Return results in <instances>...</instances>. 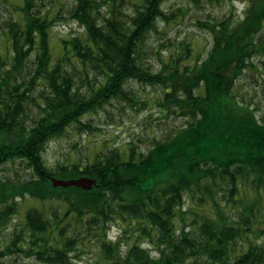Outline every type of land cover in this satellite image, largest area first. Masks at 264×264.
Here are the masks:
<instances>
[{
	"label": "trees",
	"instance_id": "obj_1",
	"mask_svg": "<svg viewBox=\"0 0 264 264\" xmlns=\"http://www.w3.org/2000/svg\"><path fill=\"white\" fill-rule=\"evenodd\" d=\"M2 1L0 228L17 197L41 205L0 240L1 261L73 264L76 244L94 240L96 264H264V109L233 91L264 63V0H239L240 17L196 19L212 42L193 62L188 42H149L187 10L168 12L167 0ZM68 19L82 30L54 40L55 23ZM146 48L166 53L156 69ZM130 80L163 88L159 107L182 119L171 135L145 152L129 142L85 164L48 166L49 141L71 125L89 133L86 114L113 101L135 102ZM16 160L30 174L14 182L2 174ZM80 176L96 183H51ZM111 224L119 231L109 239Z\"/></svg>",
	"mask_w": 264,
	"mask_h": 264
},
{
	"label": "rangeland",
	"instance_id": "obj_2",
	"mask_svg": "<svg viewBox=\"0 0 264 264\" xmlns=\"http://www.w3.org/2000/svg\"><path fill=\"white\" fill-rule=\"evenodd\" d=\"M69 2V1H68ZM187 7L186 12L179 19H175L168 25L162 22L159 25L158 35L150 39L154 45L155 39H169L170 43L178 45L185 41L190 47V62L195 61L196 57L204 58L211 47V35L195 23L196 19L218 18L228 15L235 11L237 16H241L243 3L239 0H224L219 3H194L187 0H167L164 7L169 10L176 9L178 6ZM5 2L0 0V11H6ZM82 28L71 20H61L55 23L52 35L54 40L66 36L70 32H79ZM155 46V45H154ZM172 46V45H171ZM152 46H148L151 48ZM146 48L144 54L145 61L154 64V68L159 63V58H165V51L155 53ZM257 61V60H256ZM258 71L249 69L238 79L234 93L239 98H245L261 105L264 109V63H258ZM128 89L133 91L132 96L135 102L113 101L104 110L96 113L86 114L84 120L90 121L94 127L89 133L75 129L74 125L62 136L52 139L46 145L43 157L48 166H55L56 163H69L77 161L85 164L95 157L99 150L106 151L112 147L127 148L129 142H133L140 151H147L154 140H166L174 131V127L181 124L182 119L175 118L173 115L166 117V112L162 111L158 102L162 99L163 88L151 86L130 80L127 83ZM162 101V100H161ZM2 176L10 181H19L29 176V170L16 160L5 165ZM17 214L13 218L5 221L0 228V240H10L15 229L20 230L24 223L26 210L34 205L40 206L41 202L25 196L21 199L16 198ZM186 219L189 218L188 214ZM117 224H111L108 238L112 239L118 233ZM124 244V243H123ZM125 248V245L122 249ZM99 251L94 240H83L76 244L75 250L71 252L73 264H96ZM22 261L32 263L30 257H22ZM0 264H13L9 258L0 259Z\"/></svg>",
	"mask_w": 264,
	"mask_h": 264
},
{
	"label": "water",
	"instance_id": "obj_3",
	"mask_svg": "<svg viewBox=\"0 0 264 264\" xmlns=\"http://www.w3.org/2000/svg\"><path fill=\"white\" fill-rule=\"evenodd\" d=\"M51 182L53 186L68 187L72 185L89 190L93 187L96 180L88 176H80L77 178L70 179L51 177Z\"/></svg>",
	"mask_w": 264,
	"mask_h": 264
}]
</instances>
